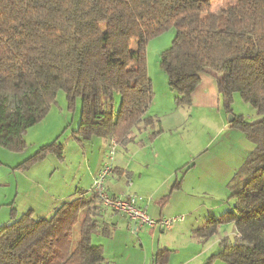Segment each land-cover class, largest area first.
<instances>
[{
	"label": "trees",
	"instance_id": "obj_1",
	"mask_svg": "<svg viewBox=\"0 0 264 264\" xmlns=\"http://www.w3.org/2000/svg\"><path fill=\"white\" fill-rule=\"evenodd\" d=\"M213 1L0 0V145L23 151L25 134L45 119L59 92L70 110L81 100L77 133L86 140L127 142L140 125L157 137L160 122L147 115L155 94L146 49L174 29L161 63L176 105L190 107L207 74L227 114L240 94L258 117L234 116L231 128L254 149L229 184L231 209L194 237L206 241L233 224L236 236L223 238L206 264H264V0H230L219 13ZM98 202L92 193L49 219L13 212L0 228V264H106L103 246L92 242L104 234Z\"/></svg>",
	"mask_w": 264,
	"mask_h": 264
},
{
	"label": "rangeland",
	"instance_id": "obj_2",
	"mask_svg": "<svg viewBox=\"0 0 264 264\" xmlns=\"http://www.w3.org/2000/svg\"><path fill=\"white\" fill-rule=\"evenodd\" d=\"M231 4L230 0H214L212 11L219 13ZM175 35V30L171 29L152 39L147 45L148 72L155 94V99L148 112L151 117L160 116L162 118L163 125L156 124L155 131L160 128L166 129L169 132L166 137L167 141L178 146V153L169 155L172 161H174V156L181 159L191 149H195L196 152H204L199 158V164L209 159V164H206L209 165V173H212L211 175L216 173L218 177L206 176L207 179H204L196 172V177L200 178L198 180L200 185L209 186V192L206 191L207 188H205V192L200 191L199 195L196 196L195 203L203 205L204 208L209 207V219H219L231 209L233 203V200L230 199L229 184L234 175L228 179L229 166L238 165L240 169L246 160L245 158H247V154L253 151L254 145L239 128L229 127V118L232 114H227L220 96V102L218 101L220 111L217 107L209 109V107L194 105L190 107H178L176 105V95L169 89L168 76L161 63V55L171 47ZM132 48H137L136 42L132 44ZM202 83L203 81L200 82L197 89L202 86ZM204 91L207 94L202 97V99L204 98L203 101L208 105L218 106L215 95L213 94L214 98L212 96L213 89L207 85ZM217 93L219 94L218 90ZM199 101L200 98H196V102ZM231 109L233 116L242 117L247 122H253L257 116L252 106L245 103L240 94L234 96ZM81 112V100H78L75 109L70 110L66 94L59 92L57 104L51 108L45 119L30 128L25 134L26 148L23 151L10 150L0 145V228L12 222L13 212L16 213L17 217H20L32 210L35 216L39 218H52L57 210L70 202L72 203L75 197L70 196H78L83 190L88 189L90 172L104 152L109 150L107 143L110 140L96 137L86 140L82 135H79L77 132L80 126ZM219 113H223L225 125L233 131L231 137L226 133L222 134ZM171 119H178V121L174 123ZM238 133L243 136H238ZM224 141L226 144L230 143L231 146L223 151L220 145ZM211 142L213 145L210 144ZM127 144L126 141L121 142V149L119 154L116 151V156L117 154L119 156L126 155L124 146L126 147ZM231 147L233 148L231 149ZM214 154H219L221 158H226L224 156L231 157L232 160L225 162L220 159L221 161L212 162ZM203 172L205 171L203 170ZM90 193L92 194V192ZM194 217L193 214L190 218L193 219ZM183 223L177 225L180 226ZM177 225L176 227H178ZM230 230L231 228H224L221 236L228 234L229 238L233 240L234 237L230 235ZM121 236L125 249L123 248L119 253L120 264L127 257H132L131 264L132 261H136V264H157L149 258V255L148 258L145 256L147 257V254H150L154 248L156 250L161 248L162 245H159L158 241L163 243L162 234L158 241H147L143 248L141 246L143 236L130 234L129 231L124 232ZM100 239L94 235L93 244L101 245L102 240ZM219 239L218 234L206 242H201V246L195 247V251H199V246L201 247L200 250L204 248L199 261H196L197 264H205L208 257L210 258L220 251ZM114 244L117 245V243H113L111 248L115 250ZM176 246L183 250L188 248L182 239H179V243L176 245L171 243V248L174 249ZM107 248L110 252L109 243H107ZM162 253L174 254L168 251ZM179 261L180 258H174L173 263L177 264ZM213 264L224 263L216 261Z\"/></svg>",
	"mask_w": 264,
	"mask_h": 264
},
{
	"label": "crops",
	"instance_id": "obj_3",
	"mask_svg": "<svg viewBox=\"0 0 264 264\" xmlns=\"http://www.w3.org/2000/svg\"><path fill=\"white\" fill-rule=\"evenodd\" d=\"M201 81H203L202 86L193 94L192 105L197 107H209V109L217 107L218 111H220L216 79L211 75L203 74L201 75ZM207 85L213 89L212 96L213 94L215 95L218 106L212 104L208 105L203 101L204 98L202 99V97H205L207 94L204 91ZM198 97L200 98V101L197 103L196 98ZM219 114L222 125L220 128L222 134L226 133L231 137L233 131L229 130L228 126L225 125L223 113ZM147 115L150 116L149 112ZM159 117L160 116H156L153 118L160 122L159 125H163V121H161L162 118ZM257 119L258 117L256 116L255 120ZM171 120L174 123L178 121V119ZM230 124L231 123H229V127L231 128ZM161 129L162 133L153 139L150 138V135L153 132L152 129L144 128L142 125L134 129L129 136L127 146H124V151H126V155L124 156L118 155V152L121 149V142L117 144L118 154L116 156L114 172L107 180V188L112 196L128 197L132 194L138 195L143 199L141 201V207L154 219L160 220L164 218L184 216L185 221L184 223L181 222L183 224H180V226H175V228L169 232H165L161 227L157 226L155 228L143 227L134 233L136 228L135 223L111 210L103 208L101 203L98 202L97 207L99 209V214L97 219L104 234L99 232L95 234V236H98L101 238L100 240H102L100 246H103L105 250L106 264H120L119 253L123 248L125 249V247H123L121 235L126 231H129L130 234L143 236L141 241L142 248L145 247L147 241H158L162 234L163 243L158 241V244L162 245L161 248H157V250L154 248V250H151L150 254H147V257L145 256V258H148L149 255V258L152 259V261L157 262V260H159L160 262H163L162 264H175L173 263L174 258H180V261L177 264H197L198 262L196 261H199L200 256L204 252V248L200 250V246L201 242L206 241L195 238L193 233L195 230L204 226L206 221L209 220V207L204 208L201 204L197 205L195 200L200 191L205 192V188H207L206 191L209 192V186H206V184L200 185V182L198 181L200 178L196 177V172H198L197 175L200 174L204 179H207L206 176L217 178L218 175H216V173L213 175H211L212 173H209V165H206L209 164V159L204 162L202 161L199 164V158L204 152H196L194 151L195 149H191L190 152L181 159L174 156V161H172L169 155L171 153H178V146L173 142L170 143V141H167L166 137L169 135V132L166 129ZM238 136L243 135H239L238 133ZM112 142L113 141L110 140V142L107 143L109 149ZM232 142L233 141L231 140V143ZM210 144L213 145V142ZM229 146H231V144H226L225 141L221 142L220 145L223 151ZM232 148L233 147H231V149ZM108 151L109 150H106V153L104 152L102 157L97 161V164L91 170L88 189L86 191L83 190L78 196H70L75 197L72 202L76 200L85 201L90 195H92L90 192L93 180L103 168ZM251 152H249V154ZM249 154H247V156ZM224 157L226 158H221L219 157V154H214L212 156V159H214L212 162L217 160L221 161L220 159L225 162L232 160L231 157ZM238 167V165L234 167L229 166L228 179L235 175L239 169ZM203 170L205 172H203ZM55 214H53V216ZM193 214L195 217L191 219L190 217ZM224 228H231L230 235L232 237L236 236L233 224L221 226L218 232L220 236V239L218 240L219 242L223 238L229 237L228 234L221 236V232ZM179 239L186 242L187 249H179L177 246L174 249L171 248V243L172 245H176L179 243ZM107 243H109L110 248L113 243H117V245L114 244V246H116L115 250L111 248L109 252ZM197 245H200L198 248L199 251H195ZM126 248H128V246H126ZM163 251H168L170 253L173 252L174 254L167 255L162 253ZM204 257L206 256L204 255ZM208 259L209 257L205 260V264ZM131 260L132 257H127L121 262V264H131ZM132 264H136V261H132Z\"/></svg>",
	"mask_w": 264,
	"mask_h": 264
},
{
	"label": "built area",
	"instance_id": "obj_4",
	"mask_svg": "<svg viewBox=\"0 0 264 264\" xmlns=\"http://www.w3.org/2000/svg\"><path fill=\"white\" fill-rule=\"evenodd\" d=\"M117 144L115 141L111 143L103 168L94 178L91 187V192L98 197L103 208L111 210L135 223L136 228L134 233L143 227L155 228L157 226L161 227L164 231H171L177 224L184 222V216L160 220L150 217L147 211L141 207V201L143 199L138 195L132 194L128 197H118L112 196L109 193L107 180L114 172Z\"/></svg>",
	"mask_w": 264,
	"mask_h": 264
},
{
	"label": "water",
	"instance_id": "obj_5",
	"mask_svg": "<svg viewBox=\"0 0 264 264\" xmlns=\"http://www.w3.org/2000/svg\"><path fill=\"white\" fill-rule=\"evenodd\" d=\"M234 119H235V117L232 115V116H230V118H229V123H232L233 121H234Z\"/></svg>",
	"mask_w": 264,
	"mask_h": 264
}]
</instances>
